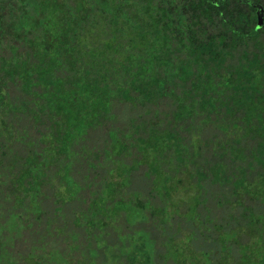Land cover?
Here are the masks:
<instances>
[{"label":"trees","instance_id":"obj_1","mask_svg":"<svg viewBox=\"0 0 264 264\" xmlns=\"http://www.w3.org/2000/svg\"><path fill=\"white\" fill-rule=\"evenodd\" d=\"M4 3L0 18L15 22V34L0 42L10 49L0 52L4 85L15 95L13 114L3 108L5 122L15 128L8 138L15 144V264H168V258L176 264H264V0H15L11 9ZM114 100L165 103L162 132L144 119L130 128L131 118L107 130V151L115 139L124 145L117 154L103 152V144L88 145V132L114 118ZM206 124L220 134H202ZM154 138V145L138 147ZM122 156H132L135 169L165 157L171 189L172 174L176 181L186 179L187 188L199 184L189 206L197 222L190 215L166 230L170 216L159 220L149 202L144 219L150 209L160 228L151 232L128 223L121 209L112 218L96 209L83 228L84 242L75 240L67 224L83 225L67 216L73 201L65 205L61 199L70 181L60 168L67 160V173L76 181L73 165L82 168L84 160L81 174L102 179L106 170L99 174L97 167L125 162ZM204 180L219 185L212 196L228 206L220 221L210 216ZM149 188L152 194L154 183ZM48 197L50 208L42 205ZM104 198L107 206L114 200L108 193ZM44 216L46 232L52 224L66 234L64 248L47 247L39 230L28 241ZM120 220L129 230H121ZM189 220L196 227L180 234ZM208 221L217 231L211 239L204 231ZM195 233L203 234L202 242L193 243ZM25 241L28 248L19 249Z\"/></svg>","mask_w":264,"mask_h":264},{"label":"rangeland","instance_id":"obj_2","mask_svg":"<svg viewBox=\"0 0 264 264\" xmlns=\"http://www.w3.org/2000/svg\"><path fill=\"white\" fill-rule=\"evenodd\" d=\"M5 3L2 5H7L8 8L11 6H15V0H4ZM2 2V1H1ZM3 3V2H2ZM0 8L1 4H0ZM12 20V21H11ZM5 19L4 21L0 18V42L2 38L6 37V39L9 41V38L11 35L15 32L13 31L15 29V22H13V19ZM5 29V30H4ZM7 29V30H6ZM11 29V30H10ZM13 33H12V32ZM10 51L5 44H2V47L0 48V52L4 53L5 55L8 54ZM15 65H3V67L11 68ZM3 68V69H4ZM2 70H0V78L3 80H0V264H15V144L12 142H9L8 138L15 136V128L10 124V121L4 118V110L8 109L13 112L15 111V95H11L7 93V86L4 85V76L2 74ZM2 76V77H1ZM10 78L8 77V80ZM11 80V79H10ZM11 82V81H9ZM11 83H9L10 85ZM14 88V87H13ZM12 88V89H13ZM14 92V89L12 90ZM102 101H104V105L106 101L104 98H102ZM101 106V105H100ZM103 106V105H102ZM101 106V107H102ZM147 107L150 108V110H145ZM2 108V110H1ZM158 109V113H154V109ZM166 108L165 103H160L158 106L155 107L152 103H147L146 105L142 104H136L133 105L130 102H118L113 101V106L111 110L114 112V118L109 119L108 121H104L101 125H97L95 128L90 130L88 132V135L86 136V139H83L84 142L88 143V145H94V146H101L104 142V139H108V128L119 126L122 127L124 124L128 125L131 118H134V122L131 119L130 121V128L133 127V125L137 122L140 123L141 119L145 120L146 126L149 124L158 123L156 125L161 126L157 127L159 132H162V126L165 124L166 116L163 115V111ZM105 110V108H102ZM134 123V124H133ZM79 125V124H78ZM84 125V124H83ZM79 128V127H78ZM82 128V126L80 127ZM76 129V127H74ZM129 131H132V129ZM140 133H143V131H140ZM14 133V135H13ZM121 132H119L120 134ZM182 134L187 135L188 132L185 130L181 131ZM220 134V131L218 128L214 127L211 124H206L204 127V131L202 134ZM128 136L129 133L123 135ZM136 135V134H134ZM158 136H161L158 135ZM159 142H161V138H158ZM156 138H154V142H150L148 140H144L142 143L138 144L139 146H147L149 147V144H155ZM160 144V143H159ZM158 144V145H159ZM78 144L74 145L73 148H76ZM128 145H132L130 142H128ZM136 145V144H135ZM105 144L101 148H104ZM109 151H107L105 148L103 149V152L108 154H117V152L124 148L123 143H120L116 141V139L113 141V143L107 144V147ZM88 149L84 150V153ZM93 150L97 151L95 147H93ZM135 152V148L133 149ZM204 154L208 155V151L204 150ZM90 154V153H89ZM92 156H94V153H91ZM163 156V155H162ZM103 157V154L101 155V158ZM122 160H116V162L113 161V165L111 164V161L104 162L106 166H98L97 171H99V174L102 172H105L106 176L101 178H97V176L89 177L87 178V175H82L81 173L86 171L85 167L86 163L84 160L80 162L82 168H78L75 163L72 168V174L77 177L76 181H73L72 175L70 172L67 173V165L68 162L65 160L64 165L60 168L59 174L61 173L66 181L69 182L70 189L66 188V190H63V195L61 199L66 201L65 205L72 202L71 204L67 205L66 211L67 216L72 217L74 221L77 223L80 221L83 226L76 227L74 224H67V231H75L76 239L81 241V243L85 240V233L83 228L89 227V221L88 218L91 217L92 213L96 210L97 212H100L104 214L107 218H112V215L114 214V211L117 209H121L122 213L125 216V219L128 223L132 224H139L140 226L144 225L146 229H148L151 232H155L159 230V223H156L157 220L151 215L152 213L149 212L150 209H147L148 218L147 220L145 218V210L146 208H152V204H155V208L157 210L156 215L159 220H161L163 217L165 219L168 218L165 229L166 230H174L175 229V221L177 219H180L183 221L185 218H189L191 215V219L193 221L197 222L198 220V213L192 212L191 206L194 202L196 197L193 195L194 192H196V189L199 188V184L193 183L192 186L187 188L188 181L186 179H182L181 181H176L177 177L176 175L172 174L169 178V184L173 185L172 189L170 186L167 185V178L168 173H170L169 165H166L165 157H160V160H156L154 164H148L145 162H141L137 167V162L135 160H131L132 156H122ZM131 161V162H130ZM44 164H47V159H44ZM128 162V163H126ZM70 163V161H69ZM87 164H89L87 162ZM90 165V164H89ZM111 165V166H110ZM110 166V167H109ZM109 167V169H106ZM45 169V168H44ZM44 169H39L37 172L40 176L43 175ZM175 170V169H173ZM93 173V171L91 172ZM180 174L184 177H186V172H183ZM94 175V174H93ZM86 176V177H85ZM101 179V180H100ZM193 179V178H192ZM151 182L155 185V191L150 194V188ZM204 186L207 189L205 192L206 196L208 197L210 203L212 204L211 210H210V216H216V218L223 215L226 210H228V206L225 205H219L215 203V200L212 196L213 191L218 192V184L217 183H211L208 180H204ZM89 184L93 186H89ZM96 185V186H95ZM127 185V190L124 191L123 187ZM98 186V190L95 188ZM187 188V189H186ZM171 189V190H170ZM44 190H47V192L50 191L49 188L44 186ZM124 191V192H123ZM108 193L112 197H114V200H111V204L109 206L103 205L105 202L104 195ZM126 193V196H125ZM73 198V200H71ZM163 198L167 200V202L170 204V207L164 204ZM203 198V197H202ZM51 197H48L47 199H44L42 201L43 207L50 208L51 203ZM152 204H150V203ZM247 202V201H246ZM167 203V204H168ZM74 207L75 209H71L70 207ZM187 206L189 207L188 210ZM90 209V210H89ZM239 207H235L234 213H238ZM172 213V215H171ZM205 213L202 212L201 218H204ZM54 216V215H53ZM63 218V216H62ZM45 216L42 217V221L39 224L34 223L33 224V232L29 233L27 235L28 241H30L31 238H36L39 234L37 231L39 230L41 233H44V238L46 239V246L49 248H64L65 244L69 243L65 240L66 234L60 233L56 231V228L51 224L49 228V232H46L44 229L45 225ZM143 221V223L141 222ZM193 221L189 220L187 222H183L181 224V231L182 232H188L190 229L195 228L196 225L193 224ZM218 221L220 219L218 218ZM60 222V220H59ZM87 222V224H86ZM55 223V222H54ZM55 223V224H61ZM118 224L121 226V230H129L123 220H120ZM202 224H200L201 227ZM208 229L205 227L206 230L205 233L208 234V239H211L213 236L217 234V231L215 230L212 221L207 222ZM137 226V225H136ZM199 226L197 225V228ZM102 229L101 225L98 224V229ZM55 229V230H54ZM137 231H140L138 229ZM197 237L193 240L194 244H198L199 242H202L203 234L195 233ZM232 235L233 233L230 232ZM246 235H242L241 239H245ZM113 238V237H112ZM210 242V241H209ZM28 243L22 242L20 243L19 249L26 250L28 248ZM235 246V245H234ZM67 247V246H66ZM57 253L58 250L54 249ZM54 252V253H55ZM195 252H188V254H191L190 256H193ZM58 255V253H57ZM66 255V253L64 254ZM188 256V259L191 257ZM59 258V256H58ZM21 263L22 260L18 259ZM168 264H176L168 258L167 260Z\"/></svg>","mask_w":264,"mask_h":264}]
</instances>
